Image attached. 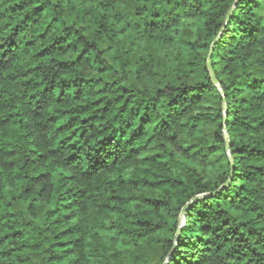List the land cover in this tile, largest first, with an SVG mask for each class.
Instances as JSON below:
<instances>
[{
	"label": "trees",
	"instance_id": "obj_1",
	"mask_svg": "<svg viewBox=\"0 0 264 264\" xmlns=\"http://www.w3.org/2000/svg\"><path fill=\"white\" fill-rule=\"evenodd\" d=\"M165 263L264 264V0H0V264Z\"/></svg>",
	"mask_w": 264,
	"mask_h": 264
},
{
	"label": "water",
	"instance_id": "obj_2",
	"mask_svg": "<svg viewBox=\"0 0 264 264\" xmlns=\"http://www.w3.org/2000/svg\"><path fill=\"white\" fill-rule=\"evenodd\" d=\"M234 10H235V7L232 8V9L230 10L229 14L227 15L226 22L228 21L230 15L234 12ZM208 67H209V69H210V71H211V73H212V79H213V82H214L215 85L219 88V90H220V92L222 93L223 97H225V95H224V93H223V90H222V88H221V86H220V83L218 82V80H217V78H216V76H215V73L213 72V68H212L211 61H210V60H209V62H208ZM224 109H225V114H226V110H227L226 103L224 104ZM225 138H226V140H227V142H228V135H227V132H226V131H225ZM229 148H230V145H229V142H228V150H229ZM229 154H230V152H229ZM202 198H207V197H197L196 199H194L193 201H191L188 205H186V206L184 207V209H183V214H182V219H183V220H185V218H186V212H187L188 208L193 204V202H197V200H200V199H202ZM179 235H180V231H179L178 234H177L176 242H177V239H178ZM167 262H168V261H167ZM165 264H166V263H165Z\"/></svg>",
	"mask_w": 264,
	"mask_h": 264
}]
</instances>
